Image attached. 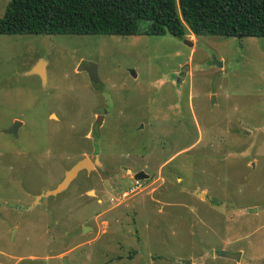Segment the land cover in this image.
I'll return each instance as SVG.
<instances>
[{
    "label": "rangeland",
    "instance_id": "374dc122",
    "mask_svg": "<svg viewBox=\"0 0 264 264\" xmlns=\"http://www.w3.org/2000/svg\"><path fill=\"white\" fill-rule=\"evenodd\" d=\"M64 258L264 264V37L0 34V264Z\"/></svg>",
    "mask_w": 264,
    "mask_h": 264
},
{
    "label": "trees",
    "instance_id": "16d2710c",
    "mask_svg": "<svg viewBox=\"0 0 264 264\" xmlns=\"http://www.w3.org/2000/svg\"><path fill=\"white\" fill-rule=\"evenodd\" d=\"M264 37V0H12L0 34Z\"/></svg>",
    "mask_w": 264,
    "mask_h": 264
},
{
    "label": "water",
    "instance_id": "95a60500",
    "mask_svg": "<svg viewBox=\"0 0 264 264\" xmlns=\"http://www.w3.org/2000/svg\"><path fill=\"white\" fill-rule=\"evenodd\" d=\"M186 44H188V46H192L193 42L189 39L185 40ZM45 61L41 60L37 65H35L30 71V74H40L42 76V78L46 81L47 79V74H46V67H45ZM189 64L187 68H182V70L180 71V73L178 74H182V75H186L187 71L189 70ZM79 71H87L89 73V76L92 78V80L94 82H96V79L98 77V69L96 64L92 63V62H86V61H82L81 64L79 65L78 68ZM217 102V96L214 94L212 96V106H214V104ZM104 116L102 114H100L97 118V123L101 124V120ZM20 125H22V122L19 120H16L15 123L9 127V128H5L2 131L6 132V133H10L13 134L15 136H18L19 134V127ZM98 161V160H97ZM96 161V162H97ZM95 164L92 160H90V158L85 157L81 160H79L78 162H76L65 174V177L63 178V180L57 185V187H55L54 189H51L49 191H46L44 193H41L37 196V200H41L44 197H50V196H55L58 195L62 192H64L65 190H67L69 188V186L71 185V183L77 178V176L79 175V173L82 170H88L90 171L91 168H94ZM150 175L148 173H146L144 170H141L139 172H137L134 176L135 179L137 180H142L145 178H149ZM88 226L84 227V232H87ZM223 255L230 257V258H236V259H240L241 254L240 253H228V252H223ZM64 264H70L67 258H64Z\"/></svg>",
    "mask_w": 264,
    "mask_h": 264
},
{
    "label": "flooded vegetation",
    "instance_id": "af4514ba",
    "mask_svg": "<svg viewBox=\"0 0 264 264\" xmlns=\"http://www.w3.org/2000/svg\"><path fill=\"white\" fill-rule=\"evenodd\" d=\"M178 73H180V71L179 72H177L176 74H175V76H173V81H175V83L176 84H178L179 86H182V84H183V81L185 80V78H186V75L184 76V75H182V74H178ZM85 158V157H84ZM83 159V158H82ZM78 162V161H77ZM86 170V169H85Z\"/></svg>",
    "mask_w": 264,
    "mask_h": 264
},
{
    "label": "built area",
    "instance_id": "2783aa9c",
    "mask_svg": "<svg viewBox=\"0 0 264 264\" xmlns=\"http://www.w3.org/2000/svg\"><path fill=\"white\" fill-rule=\"evenodd\" d=\"M127 194V193H126Z\"/></svg>",
    "mask_w": 264,
    "mask_h": 264
}]
</instances>
